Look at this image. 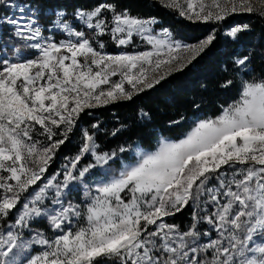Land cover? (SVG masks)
<instances>
[{
  "label": "snow or ice",
  "instance_id": "1",
  "mask_svg": "<svg viewBox=\"0 0 264 264\" xmlns=\"http://www.w3.org/2000/svg\"><path fill=\"white\" fill-rule=\"evenodd\" d=\"M165 6L189 20L217 22L237 11H256L250 0H168ZM0 8L19 12L0 17V36L8 27L14 41L0 48V221L23 201L14 221L0 224V264H264V77L243 80L239 99L218 116L196 122L178 141L159 137L154 151L138 145L98 151L95 133L83 129L79 152L66 157L62 169L40 185L85 109L130 100L152 88L171 74V65L181 59L176 53L199 54L215 36L198 45H182L170 39L167 29L163 38L152 35L154 18L117 11L107 2L71 14L56 10L48 17L38 14L43 5L34 0H0ZM259 14L264 17V10ZM247 28L232 27L226 35L236 37ZM86 30L92 32L91 39ZM60 34L67 39L57 42L53 37ZM106 34L117 47L139 35L151 49L110 54L100 39ZM29 49L38 55L28 58ZM251 55H238L232 63L243 68ZM165 67L168 71L157 75ZM117 75L120 79L113 82ZM140 117L151 119L143 110ZM36 125L43 129L40 135L47 146L33 140ZM58 129H63V139H54ZM129 151L134 159L120 160L118 170L111 167ZM89 154L92 161L80 168ZM94 172L98 174L85 183ZM213 179L216 183L209 187ZM77 183L85 190L83 207L71 200L65 203ZM33 186L38 190L30 192ZM190 203L192 223L186 230L164 223L163 218ZM34 218H46L61 234L49 239L37 231L31 240L22 239ZM73 218L83 220L75 230ZM201 224L208 228L200 231ZM33 244L44 250L26 254Z\"/></svg>",
  "mask_w": 264,
  "mask_h": 264
},
{
  "label": "trees",
  "instance_id": "2",
  "mask_svg": "<svg viewBox=\"0 0 264 264\" xmlns=\"http://www.w3.org/2000/svg\"><path fill=\"white\" fill-rule=\"evenodd\" d=\"M37 2L43 5L41 13H38L42 17H48L56 10L71 14L75 9H92L107 2L113 3L117 11L127 9L133 16L154 18L156 29L166 28L173 38L188 44L200 42L208 35L215 36L213 42L185 67L172 72L152 88L135 93L130 100L121 99L85 109L77 121L84 129L95 133L98 151L111 152L129 145L153 149L161 136L178 139L190 128L193 118L215 117L223 106L237 97L240 76L247 80L264 77V17L255 12L230 14L220 22H201L180 16L177 10L166 7L158 0H34V4ZM2 13L8 14V8H0ZM104 15L107 19L111 18V13ZM40 23H45L43 18ZM245 24L248 28L236 37L223 31ZM2 32L0 48L6 43L13 45L14 41L8 34L10 29L5 27ZM86 35L91 39L92 32L86 30ZM64 37L60 34L56 41ZM100 39L104 41L106 52L114 54L125 50L122 46L117 47L107 34ZM92 42L97 47L96 41ZM26 51L28 56H33L37 50ZM249 53L252 54L251 59L245 67L238 69L232 63L236 56ZM8 55L11 57L12 52L9 51ZM228 80L232 83L222 87ZM141 110L149 113L151 119L141 118ZM93 124H97L98 128L93 129ZM116 129L119 132L113 136L112 132ZM77 139L76 136L72 139L68 136L58 149V154L62 157L75 155L79 149ZM120 159H132L130 151L121 154ZM114 163L118 165L119 159ZM189 211L183 209L169 217L168 221L183 227Z\"/></svg>",
  "mask_w": 264,
  "mask_h": 264
},
{
  "label": "rangeland",
  "instance_id": "3",
  "mask_svg": "<svg viewBox=\"0 0 264 264\" xmlns=\"http://www.w3.org/2000/svg\"><path fill=\"white\" fill-rule=\"evenodd\" d=\"M159 2H161L163 5H166V3L168 2V0H158ZM18 3H22L20 2L19 0H17ZM207 2V0H206ZM250 3L252 4V6L256 9V11H254L255 13L259 14L261 10H264V0H250ZM174 9V8H173ZM9 10V13L7 14L8 16H13V15H18L19 12H18V9H12V8H8ZM178 11V10H177ZM179 13V11H178ZM238 13H246V12H242V11H237L235 13H230V14H238ZM248 13V12H247ZM253 13V12H251ZM229 14V15H230ZM5 13H2L0 14V17L4 16ZM142 19H147V18H142ZM194 20V19H193ZM201 22H206V21H203V20H200ZM210 21H214V20H210ZM217 22V21H216ZM220 22V21H219ZM155 23H156V20H155ZM153 23L152 25H150V28L152 30V35H156L157 33L160 34V38H163V29H166V28H158L156 29L154 24ZM234 27V26H232ZM231 27V28H232ZM236 27V26H235ZM231 28H227V29H224L223 31L225 33H227L228 31H230ZM50 32H51V29L49 28V31L45 33V35H50ZM169 34H170V39L173 41V42H179L180 44L182 45H187V46H193V45H198L200 42H197L195 44H188V43H185L183 41H180V40H177L175 38H173V36L171 35L170 31L168 30ZM65 37L63 39H67V34H63ZM60 35H56L54 36L53 38L56 40V37H58ZM206 39V38H205ZM59 40H61V38H59ZM58 40V41H59ZM111 40V38H110ZM204 40V39H203ZM57 41V42H58ZM112 41V40H111ZM202 41V40H201ZM104 42V41H103ZM122 48H125L124 49H121L119 52H122V51H126V52H129V53H132V52H136V51H146V50H150L151 49V46L142 42V38L139 36V35H134L133 37V40L130 44L128 45H124L122 46ZM127 48V49H126ZM128 50V51H127ZM106 52V51H105ZM118 52V53H119ZM107 53H110V52H107ZM200 53V52H199ZM110 54H113V53H110ZM114 54H117V53H114ZM177 55H179L181 57V59L179 61H177L176 63H174L173 65H171V68H172V72L176 71V69H180L179 68V64L180 63H184L185 65L187 63H189V58L192 57V56H196L197 54L193 53V52H190V51H180L178 53H176ZM36 55H38V52L36 51L35 54L33 56H28V58H34ZM192 60V59H191ZM168 71V68L165 67V68H162L160 70V72L157 74V75H163L164 72ZM168 76V75H167ZM166 77V76H165ZM120 79V77L117 75L115 77L112 78L113 82L115 81H118ZM243 80H247L245 79L243 76H240L239 77V89H238V94H237V97L235 99H233L228 105L226 106H223L221 111L223 110V108H226L228 107L230 104H232L234 101L238 100L239 99V94H240V91H241V82ZM126 88L128 90H131V86L129 85H125ZM146 89V88H145ZM123 99V98H121ZM119 99V100H121ZM88 109V108H87ZM220 111V113H221ZM219 113V114H220ZM218 114V115H219ZM217 115V116H218ZM216 117V116H215ZM215 117H210V116H200V117H197V118H193L191 120V124H190V128L182 135L180 136L178 139H172L170 138V140H173V141H178L180 139H183L187 133L189 131H191L192 127L195 126V123L200 121V120H204V119H214ZM78 120V118H77ZM84 129V126L83 125H80L78 124V121L76 122L75 126L73 127L72 131L69 133V137L72 139V138H75V136L78 138L77 139V144H78V147L80 149V145L82 143V139H81V134H82V130ZM43 131V129L39 126V125H36V131L32 134L33 136V140H39L41 141V146H47V144L49 143L46 138L43 136V135H40V133ZM63 131V129H58L56 130V136L54 137V139H63V137L60 135V132ZM159 139V138H158ZM158 139H157V142H158ZM157 142H156V145L153 149H144L145 151H154L156 146H157ZM137 145L133 146L132 148H135ZM139 146V145H138ZM140 147V146H139ZM141 148V147H140ZM79 149L77 151V153L79 152ZM143 149V148H142ZM58 151V150H57ZM56 151V154L55 156L53 157L51 163L49 164L48 166V169L46 171V173L44 174V176L42 177L41 181L38 182V184L40 185H43L45 183H47V180L49 178H51L52 176L56 175V173L58 171H60L63 167V165H65V163L67 162L66 161V157L67 158H70L72 156H65V157H62L58 154V152ZM76 153V154H77ZM130 155L132 157V159H134V153L130 151ZM74 156V155H73ZM120 160H125V159H119V163L118 165H116L115 163H113L111 165V167L113 168H116L117 170L119 169V165H120ZM131 159H127L125 161H130ZM92 161V157L91 155H86L80 162L79 164V167L80 168H83L86 164L90 163ZM98 173L94 172L92 176H88L87 179L85 180V183H89L90 181H92L93 177L95 175H97ZM4 175H7V173H4ZM63 179V176L62 174L60 176L57 177V182L61 181ZM216 183L215 179H213L211 181V183L209 184V187H211L212 185H214ZM33 190H38L36 186H33L32 189H30L29 191H33ZM84 188L82 185L80 184H76L74 185L73 187V190L71 191L70 194H66L67 195V199L65 200V203H67L68 200H71L73 203H76V204H81L82 201H86V197L84 195ZM28 194H26L27 196ZM54 195V190L53 191H50L49 192V199L45 200L44 201V204L45 205H49L51 200V196ZM22 203L23 201L21 202L20 205H18L17 209L14 210L11 215L9 216V218L6 220V221H0V224L2 225H5L7 226L8 224H11L15 217H16V214H17V211L19 210L20 207H22ZM81 207H83V204H81ZM193 207L194 205L192 203H190L187 207H185L184 209H188L190 210L189 211V214L186 215V221L184 223V226L183 227H179L181 231H184L186 230L192 223V212H193ZM183 210V209H182ZM212 208L211 206H209V211H211ZM171 217V216H169ZM169 217H165L163 218V221L164 223H167V224H174L170 221H168V218ZM83 224V220L81 218H73L72 219V222H71V227L73 230L76 229V227H78L79 225ZM174 225H177V224H174ZM179 226V225H178ZM208 226L206 224H201L199 226V230L200 231H204L205 229H207ZM68 229L65 228L64 231H67ZM42 232L46 238H49V239H53L55 237V235H59L61 234L58 230H54L52 229L49 225H48V222H47V219L46 218H34L32 220V222L30 223L29 225V228H26L23 230V236H22V239L24 240H31L32 236L34 235L35 232ZM216 236V233L213 232L212 233V237L215 238ZM203 242V241H202ZM44 248L43 246L41 245H37V244H33L31 245L27 250H26V254H29V255H35V254H38L40 253L41 251H43ZM100 264H104V261H100Z\"/></svg>",
  "mask_w": 264,
  "mask_h": 264
}]
</instances>
